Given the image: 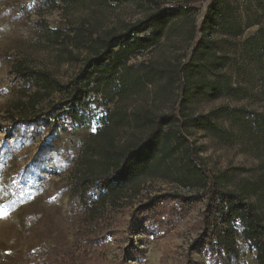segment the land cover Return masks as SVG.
I'll list each match as a JSON object with an SVG mask.
<instances>
[{"label": "rangeland", "instance_id": "1", "mask_svg": "<svg viewBox=\"0 0 264 264\" xmlns=\"http://www.w3.org/2000/svg\"><path fill=\"white\" fill-rule=\"evenodd\" d=\"M182 1L0 0V264H39L70 248L85 252L94 264H259L249 244H239L237 255L231 258H220L203 246V205L193 208L170 230L156 233L146 219L135 221L129 233L132 209L128 207L116 213L103 240L94 242L93 248L79 246L80 209L68 190L79 146L86 133L103 125L107 105L101 98L91 97L81 111L86 126L65 121L57 134L52 133L50 121H34L32 114L17 107L35 90L12 71L18 58L25 55L38 67L52 69L64 82L80 65L57 61L58 46L46 38L47 30L69 33L82 22L99 23L103 29L121 26L146 17L148 12L174 9ZM223 2V16L217 15L208 34L221 58L206 71L219 82L220 90L214 96H194L191 107L196 114L220 107L231 112L215 118L223 129L220 136L204 129L195 130L192 138L201 145L212 171H224V184L238 188L264 173V0ZM200 6L187 15H176L157 46L134 56L131 62L145 65L177 57L189 61L195 46L193 28L201 24L205 11ZM152 90L149 86L148 91ZM58 97L55 94L51 99ZM152 98L149 94L148 99ZM48 103L46 100L38 107L46 108ZM171 103V99L161 98L157 106L168 109ZM146 187L152 194L193 192L164 180H149Z\"/></svg>", "mask_w": 264, "mask_h": 264}, {"label": "trees", "instance_id": "2", "mask_svg": "<svg viewBox=\"0 0 264 264\" xmlns=\"http://www.w3.org/2000/svg\"><path fill=\"white\" fill-rule=\"evenodd\" d=\"M205 3L207 7H203ZM199 4L205 11L201 24L193 28L195 46L189 61L177 57L145 65L131 62L157 46L176 15H187ZM224 9L223 0H183L174 9L148 12L121 26L103 29L99 23L82 22L69 33L49 29L45 34L58 46L57 61L80 64L66 82L25 55L13 63L14 74L35 88L17 107L32 114L34 121H50L52 133L57 134L65 121L84 128L86 117L81 111L91 97L101 98L107 105L103 125L86 133L79 146L68 190L80 209L79 246L93 248L94 242L103 240L116 213L128 207L132 209L129 233L134 222L143 219L156 233L170 230L193 208L203 205L200 239L207 250L231 258L237 255L239 244H249L259 264H264V173L238 188L227 187L226 173L212 171L201 145L192 138L195 130L204 129L220 136L223 129L215 118L231 112L220 107L196 114L191 107L194 96L219 93V82L206 73L221 58L208 34ZM149 86H153L152 92ZM55 94L59 97L52 100ZM137 98L143 101L135 102ZM161 98L172 100L170 108L157 106ZM46 100L48 106L39 108ZM149 180L168 181L193 192L152 194L145 191ZM39 264L94 263L85 252L70 248Z\"/></svg>", "mask_w": 264, "mask_h": 264}]
</instances>
